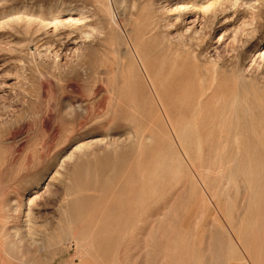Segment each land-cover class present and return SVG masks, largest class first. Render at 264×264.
Returning <instances> with one entry per match:
<instances>
[{"label": "bare ground", "instance_id": "6f19581e", "mask_svg": "<svg viewBox=\"0 0 264 264\" xmlns=\"http://www.w3.org/2000/svg\"><path fill=\"white\" fill-rule=\"evenodd\" d=\"M70 4L57 1L33 10L29 8L32 5L24 6L19 13L1 16L5 20L1 19L0 28L22 29L28 34L34 29L33 34L44 40L43 53L38 52V56L59 69L63 63L77 60L86 44L101 34L97 24L89 26L90 10ZM175 4V12L185 14L193 8L194 0H177ZM241 7L249 14L250 23L256 26L261 22L264 1ZM211 8L204 11L209 13ZM219 8L218 15L212 8L211 19H203L205 12L201 19L189 20L186 31L195 29L203 34L208 30L199 42H211L217 21H234L239 6L234 4L228 11ZM225 32L217 43L227 39ZM255 32L256 27L247 32L252 40L248 49H243L247 42L239 45L243 47V62H249L248 68L259 74L264 38H253ZM147 34L135 30L124 35L125 60L115 70L110 69L106 79L108 100L102 117L109 130L123 124L127 138L118 141L105 135L75 147L62 159L61 168L50 179L63 189L55 225L38 221L36 196L30 187L37 186L39 178L29 177L20 188L19 200H14L13 213L20 215V224L10 230L5 227L7 222L0 223V264H36L37 253L63 247L66 242H74L81 264H104L113 261L117 250L147 230L151 222L156 232L147 231L144 238L149 240L154 234L160 241L165 219H187L200 206L203 210L204 205L213 204L225 239L217 237L210 245L219 246L222 262L264 264L263 92L236 84L228 95L222 72L213 69L211 75L202 72L199 77L200 54L168 49L160 58L154 57L142 42L149 39ZM233 35L236 45L238 34ZM91 95L96 97L97 93L92 91ZM51 186L46 184L45 189ZM221 197L226 198L224 208L218 205ZM43 253L45 263L48 255ZM186 256L199 263L201 255L193 259Z\"/></svg>", "mask_w": 264, "mask_h": 264}, {"label": "rangeland", "instance_id": "374dc122", "mask_svg": "<svg viewBox=\"0 0 264 264\" xmlns=\"http://www.w3.org/2000/svg\"><path fill=\"white\" fill-rule=\"evenodd\" d=\"M57 1L71 3L74 8L90 10L89 26L95 28L97 24L101 33L95 36L92 44H86L77 60L63 63L59 69L38 56V52L43 53L44 40L42 41L43 37L37 38L38 34H33L34 29L28 34L22 29L15 31L7 27L0 28V223L3 225L7 222L5 227L10 230L20 224V215L13 213V208H16L15 201L19 200L22 184L29 177L39 178L38 185L30 187L36 196L34 212L38 221L41 224L52 222L55 225L59 217L63 189L50 179L61 168L62 159L75 147L91 140L104 139L105 135L118 141L127 138V130L123 124L117 123L109 130L107 121L102 117L107 109L108 71L115 70L125 60L124 35L127 32H147L149 39H142V42L152 51L154 57L160 58L163 53L169 52L168 49L180 54L188 50L196 51L201 56L197 62L199 77L206 72L211 75L213 69L222 72L223 78L225 76L228 79H223L228 95L238 85L252 89L256 87L255 90L263 92L264 95V61L261 65L258 64L260 73H255V69L253 71L248 68L249 62H243V47L239 45L240 41L242 44L247 42L244 50L248 49L249 44L251 46L252 40L247 32L255 27L256 36L253 38H264V9L261 22L255 26L250 23L249 14L244 13L241 7L264 0H194L193 8L185 14L175 12L177 0H0V17L6 18V15L17 11L19 13L24 6L32 5L29 8L33 10V7L45 8L46 4H56ZM234 4L239 6L235 20L230 23L223 18L218 20L214 25L215 34L211 42H199L204 41L208 30H204L207 34L202 32L204 36L195 33V29L186 31L190 26L188 23L196 16L201 19L205 15L207 17L204 16L203 19L208 20L212 17V8L218 15L221 13L219 7L228 11ZM208 7H212L209 13L204 11ZM203 13L205 14L202 15ZM61 18L65 19L67 16ZM1 19L5 20L0 18V22ZM239 31L243 34L240 35ZM224 32L228 34L227 39L217 43ZM235 32L238 34L236 41L239 39L236 45L233 43ZM146 36L144 35L145 38ZM92 91L97 93L96 97L91 95ZM46 184L53 186L48 190L45 189ZM231 195L229 190V196ZM218 205L224 208L226 198H219ZM214 206L204 205L203 210L200 206L186 220L165 219L163 227L160 228L163 231L160 232V241H157L159 236L154 235L155 225L152 226L151 222L150 226L147 225V230L144 229L142 234L128 240L117 250L113 261L104 264H192V261L193 264H212L215 261L216 264H228L222 262L219 246L210 245L217 237L225 239L219 229L221 224ZM152 229V237L149 240L144 238L146 232ZM144 244L148 247L147 254ZM62 246L40 251L41 253L34 256V262L81 264L74 242H66ZM42 253L44 256L48 255L45 263ZM186 255L192 259L201 255L199 263Z\"/></svg>", "mask_w": 264, "mask_h": 264}]
</instances>
